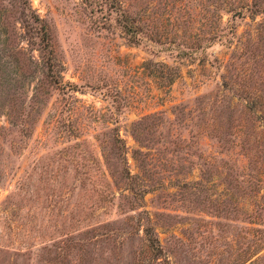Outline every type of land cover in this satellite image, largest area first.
<instances>
[{"label": "rangeland", "instance_id": "obj_1", "mask_svg": "<svg viewBox=\"0 0 264 264\" xmlns=\"http://www.w3.org/2000/svg\"><path fill=\"white\" fill-rule=\"evenodd\" d=\"M0 264H264V0H0Z\"/></svg>", "mask_w": 264, "mask_h": 264}, {"label": "trees", "instance_id": "obj_2", "mask_svg": "<svg viewBox=\"0 0 264 264\" xmlns=\"http://www.w3.org/2000/svg\"><path fill=\"white\" fill-rule=\"evenodd\" d=\"M92 1L96 2L99 0H88V2H92ZM116 8H118V7H116ZM238 8L235 7L233 9H231L230 12H233V15H236L240 12V11H238ZM121 16H122V18H124L123 14H121ZM122 20L124 21L122 24L124 31L127 34H130V36L132 38H137L136 35L138 34L137 33L138 29H137L136 23L133 20H128L127 18H124ZM220 36H221V33H219V32L210 34V36L208 38H206V41L207 42L215 41ZM41 38L43 41H45V45H49V36L45 33V31L43 34L41 33ZM201 46L202 45L197 43L194 47H187L188 49H180L178 52H179V55H185V54H188L189 52H195V51L198 52L199 50H202L203 47H201ZM172 79H173V76L167 77L165 80V84L170 85L172 83ZM146 234H147V237L150 241V245L152 247V250L154 251L155 254H159L161 252V247L159 245L158 239L156 237L152 236L151 231H147Z\"/></svg>", "mask_w": 264, "mask_h": 264}]
</instances>
